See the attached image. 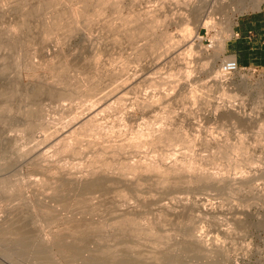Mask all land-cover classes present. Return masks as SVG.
<instances>
[{
  "label": "rangeland",
  "instance_id": "rangeland-1",
  "mask_svg": "<svg viewBox=\"0 0 264 264\" xmlns=\"http://www.w3.org/2000/svg\"><path fill=\"white\" fill-rule=\"evenodd\" d=\"M37 1L0 0V264H101L102 260L103 264L107 240L113 241L108 246L118 243L120 264H264V68L237 64L241 68L238 72H221L228 57L226 44L233 35V31H226L223 18L235 17L234 29L238 15L264 6V0H256L257 4L247 0L248 6L233 16L229 0H218L214 7L212 0H115L116 4L114 0L101 4L100 0ZM209 17L214 22L212 29L202 25ZM185 29L190 32L185 33ZM217 40L224 42L222 47ZM214 72L225 80L215 83ZM80 93L88 96L86 102ZM29 96L34 101L31 99L30 105ZM92 107L97 111L93 123L70 128L77 116ZM43 119L49 124L45 133ZM162 130L165 136L160 134ZM61 131L68 132L64 137L72 140L68 142L77 141L76 151L80 142L78 154L75 149L74 154L61 149L66 141H59ZM47 134H52L51 138H46ZM146 134L149 136L144 137ZM166 138L172 140L164 141ZM132 141L142 142L139 149L130 147ZM39 152L49 161L44 163ZM160 157L166 164L183 163L179 165L186 166L188 174L160 180L155 171L131 173L127 178L135 180L128 187L107 181V177H116L126 162L160 165ZM99 161L104 163L102 167ZM89 168L92 176L97 173L96 184L87 186L91 191L71 183L72 177L90 176ZM199 174H211L217 180H212L214 184L211 180L189 184L184 178ZM227 177L237 180L231 184ZM117 194L125 198L121 200ZM116 200L120 205L112 209ZM164 204L169 207L167 214L158 212ZM116 208L135 210L136 215L142 214L141 219L150 220L149 235H138L132 227L124 231L112 227L109 223H113L110 220ZM189 226L196 228L207 248H218L214 258L203 251L205 244L200 249L193 243ZM42 239L49 248L43 246ZM131 245L133 248L127 250Z\"/></svg>",
  "mask_w": 264,
  "mask_h": 264
},
{
  "label": "bare ground",
  "instance_id": "bare-ground-1",
  "mask_svg": "<svg viewBox=\"0 0 264 264\" xmlns=\"http://www.w3.org/2000/svg\"><path fill=\"white\" fill-rule=\"evenodd\" d=\"M2 1H3V0H2ZM21 1H22V0H21ZM25 1H26V0H25ZM38 1H39V0H38ZM38 1H37V2H38ZM44 1H47V0H43L42 2H44ZM71 1H72V0H70V2H71ZM75 1H76V0H75ZM84 1H85V0H84ZM94 1H95V0H94ZM97 1H98V0H97ZM107 1H110V0H100L99 4H101V2H102V3H105V2H107ZM116 1H117V0H116ZM120 1H121V0H119L118 2L120 3ZM203 1H204V0H203ZM209 1H210V0H209ZM212 1H213V3H212L213 6H212V7H214L216 3L219 4L218 0H212ZM219 1H220V0H219ZM224 1H225V0H224ZM258 1H259V0H258ZM27 2H28V1H27ZM33 2H34V1H33ZM39 2H40V1H39ZM39 2H38L37 4H40ZM47 2H48V1H47ZM50 2H51V1H49L48 3H50ZM55 2H56V1H55ZM55 2H54V3H55ZM86 2H87V1H86ZM92 2H93V1H92ZM112 2H113V0H112ZM229 2H230V3H229L230 7H228V8H230V9H228V8H227V9L230 11V13H232V16H233V14H235L236 12H239L240 10L245 9V8L248 6V4H247L248 1H247V0H229ZM249 2H250V1H249ZM253 2H254V0H253ZM20 3H21V2H20ZM48 3H47V5H48ZM59 3H60V2H59ZM63 3H64V2H63ZM79 3H80V1H79ZM95 3H96V2H95ZM97 3H98V2H97ZM113 3H115V0H114ZM222 3H224V2L222 1ZM226 3H227V2H226ZM255 3L257 4L258 2L255 0ZM24 4H25V3H24ZM26 4H27V3H26ZM44 4H45V3H44ZM50 4H51V3H50ZM55 4H56V3H55ZM57 4H58V3H57ZM80 4H81V3H80ZM92 4H93V3H92ZM115 4H116V3H115ZM184 4H185V3H184ZM186 4H187V2H186ZM47 5L45 4V7H46ZM58 5H59V4H58ZM58 5H57V6H58ZM65 5H66V4H65ZM103 5H104V4H102V6H103ZM227 5H228V3H227ZM51 6H52V5H49V8H50ZM59 6H60V5H59ZM61 6H62V5H61ZM77 6H78V5H77ZM91 6H92V5H91ZM94 6H95V4H94ZM99 6H100V5H99ZM99 6H98V7H99ZM254 6H255V4H254ZM38 7H39V5H38ZM52 7H53V6H52ZM63 7H65V6L63 5ZM89 7H90V6H89ZM92 7H93V6H92ZM105 7H106V6H105ZM225 7H227V6H225ZM49 8L47 7V9H49ZM61 8H62V7H61ZM71 8H72V7H71ZM87 8H88V7H87ZM99 8H100V7H99ZM155 8H156V7H155ZM78 9L80 10L79 7H78ZM82 9H84V8L82 7ZM101 9H102V7H101ZM161 9H162V7H161ZM217 9H218V8H217ZM223 9H225V8H223ZM54 10L56 11V9H54ZM59 10H60V9H59ZM71 10H72V9H71ZM87 10H88V9H87ZM87 10H86V11H87ZM90 10H91V8H90ZM94 10H95V9H94ZM99 10H100V9H99ZM156 10H157V8H156ZM158 10H159V9H158ZM158 10L155 11V12L158 13ZM212 10H213V9H212ZM225 10H226V9H225ZM41 11H42V10H41ZM46 11H47V10H46ZM48 11H49V10H48ZM48 11H47V14H49ZM52 11H53V10H52ZM55 11H54V12H55ZM69 11H70V10H69ZM84 11H85V9H84ZM152 11H153V10H152ZM223 11H224V10H223ZM39 12H40V11H39ZM49 12H50V11H49ZM91 12H94V11H91ZM27 13H28V12H27ZM31 13H32V12H31ZM65 13H66V12H65ZM68 13H70V12H68ZM68 13H67V14H68ZM80 13H81V12H80ZM80 13H79V14H80ZM84 13H85V12H84ZM96 13H97V12H96ZM98 13H99V11H98ZM98 13H97V14H98ZM117 13H118V11H117ZM209 13H210V12H209ZM213 13H214V12H213ZM67 14H64V15L67 16ZM82 14H83V11H82ZM89 14H90V13H89ZM99 14H100V13H99ZM137 14H139V13H137ZM149 14H151V13H149ZM226 14H227V13H226ZM23 15H25V11H24V14H23ZM29 15H30V14H29ZM44 15H45V14H44ZM56 15H57V14H56ZM60 15H61V14H60ZM68 15H69V14H68ZM75 15H76V14H75ZM146 15H147V14H146ZM153 15H154V11L152 12V15H151V16H153ZM212 15H213V14H212ZM26 16H27V15H26ZM61 16H62V15H61ZM69 16H72L71 13H70ZM69 16H67V17H69ZM77 16H78V13H77ZM87 16H88V15H87ZM128 16H131V13H130V15H128ZM139 16H140V14H139ZM151 16H150L149 18H155V19H156V17H151ZM20 17H22V16H20ZM55 17H56V16H55ZM73 17H74V15H73ZM83 17H84V15H83ZM91 17H92V15H91ZM145 17H146V16H145ZM198 17H200V16H196V18H198ZM203 17H204V16H203ZM221 17H222V16H221ZM45 18H46V17H45ZM50 18H51V17H50ZM53 18H54V17H53ZM65 18H66V17H65ZM69 18H70V17H69ZM132 18H134V17H132ZM147 18H148V16H147ZM234 18H235V17H228V16H227V17H224V18H223V19H224L223 21L220 20V21H222V22L225 24L226 31L229 32V33L231 32V29H232V28H231V26H232V21H233ZM55 19H56V18H55ZM55 19H53V20H55ZM58 19H59V17H58ZM66 19H67V18H66ZM70 19H71V18H70ZM137 19H138V18H137ZM203 19H204V18H203ZM203 19H202V20H203ZM50 20H51V19H50ZM50 20H49V21H50ZM85 20H86L85 22L87 23V19H85ZM88 20H89V19H88ZM90 20H92V19L90 18ZM138 20H139V19H138ZM149 20H150V19H149ZM149 20H148V21H149ZM58 21H59V20H58ZM65 21H66V20H65ZM131 21H132V20H131ZM62 22H63V20H62ZM72 22H74V20H73ZM72 22H71V23H72ZM199 22H201V21L198 20L197 23L199 24ZM59 23H61V22H59ZM59 23H57V24L59 25ZM71 23H70V24H71ZM74 23H75V22H74ZM74 23H73V24H74ZM119 23H120V22H119ZM123 23H124V21H123ZM151 23H153V25H154V20H153V19H151L150 24H151ZM155 23H156V20H155ZM52 24H53V23H52ZM57 24H56V25H57ZM63 24H64V23H63ZM63 24H62V26H63ZM147 24H148V23H147ZM217 24H218V23H217ZM221 24H222V23H221ZM66 25H67V24L65 23L64 26H66ZM71 25H72V24H71ZM71 25H70V26H71ZM113 25H114V24H113ZM131 25H132V24H131ZM153 25H151L150 27H154ZM202 25H203L204 27H206V28H209V29L211 28V29H212V26L214 27L213 19H211L210 17H209V18H206V20H204V21L202 22ZM23 26H24V25H23ZM27 26H28V23H27ZM46 26H47V25H46ZM67 26H68V25H67ZM117 26H119V25H117ZM16 27H17V26H16ZM43 27H44V26H43ZM56 27H57V26H56ZM72 27H73V26H72ZM146 27H147V26H146ZM13 28H14V27H13ZM29 28H30V27H29ZM47 28H49V26H47ZM53 28H55V27H53ZM114 28H115V27H114ZM64 29H65V28H64ZM72 29H73V28H72ZM151 29H152V28H151ZM21 30H22V29H21ZM24 30H25V29H24ZM67 30L69 31V29H67ZM121 30H122V29H121ZM14 31H15V29H14ZM26 31H27V30H26ZM58 31H59V29H58ZM64 31H65V30H64ZM68 31H67V32H68ZM27 32H28V31H27ZM45 32H46V31H45ZM49 32H50V31H49ZM59 32H60V31H59ZM112 32H113V31H112ZM184 32L187 33V32H190V30L188 29V31L186 32V29H185ZM20 33H21V32H20ZM47 33H48V32H47ZM51 33H52V32H51ZM64 33H65V32H64ZM124 33H125V32H124ZM135 33H136V29H135ZM138 33H139V32H138ZM15 34H16V33H15ZM18 34H19V33H18ZM49 34H50V33H49ZM61 34H62V33H61ZM16 35H17V34H16ZM68 35H69V34H68ZM68 35H67V36H68ZM186 35H187V34H186ZM188 35H190V33H189ZM188 35H187V36H188ZM9 36H10V35H9ZM38 36H39V35H38ZM65 36H66V34H65ZM163 36H165V35L163 34ZM22 37H23V36H22ZM45 37H47V36H45ZM57 37H58V36H57ZM130 37H131V36H130ZM160 37H161V36H160ZM25 38H26V37H25ZM51 38H52V37H51ZM67 38H68V37H67ZM162 38H163V37H162ZM162 38H161V39H162ZM166 38H167V37H166ZM166 38L164 37L165 40H166ZM29 39H30V38H29ZM43 39H44V36H43ZM47 39H48V38H47ZM134 39H135V38H134ZM164 39H163V40H164ZM11 40H12V39H11ZM55 40H56V39H55ZM157 40H158V39H157ZM165 40H164V42H165ZM15 41H16V40H15ZM47 41H48V40H47ZM158 41H160V40H158ZM158 41H156V42H158ZM217 41H218V42H217V43H218V46L220 45L219 47H222L224 42H223L222 40H221V41L217 40ZM24 42H26V41H24ZM32 42H33V41H32ZM37 42H38V41H37ZM114 42H115V41H114ZM166 42H168V40H167ZM17 43H18V42H17ZM49 43H51V42L49 41ZM49 43H48V44H49ZM57 43H58V42H57ZM214 43H216V41H214ZM8 45H9V44H8ZM49 45H50V44H49ZM161 45H162V43H161ZM1 47H2V46H1ZM16 47H17V46H16ZM31 47H32V46H31ZM56 47H57V46H56ZM153 47H154V46H153ZM153 47H152V48H153ZM162 47H163V46H162ZM178 47H179V46H178ZM3 48H4V47H3ZM3 48H2V49H3ZM21 48H22V47H21ZM25 48H26V47H25ZM157 48H158V46H157ZM163 48H164V47H163ZM165 48H166V45H165ZM18 49H19V48H18ZM150 49H151V44H150ZM155 49H156V47H155ZM178 49H179V48H178ZM148 50H149V47H148ZM151 50H152V49H151ZM20 51H21V50H20ZM38 51H39V49H38ZM40 51H41V50H40ZM139 52H140V51H139ZM154 52H155V51H154ZM172 52H173V50H172ZM176 52H177V50H176ZM18 55H19V54H18ZM32 55H33V54H32ZM41 55H42V54H41ZM174 55H175V53H174ZM179 55H180V54H179ZM142 56H144V55L142 54ZM28 57H29V56H28ZM172 57H173V56H172ZM176 57H177V55H176ZM178 57H179V56H178ZM169 58H170V57H169ZM58 59H59V58H58ZM212 59L214 60V57H212ZM16 60H17V59H16ZM19 60H20V59H19ZM59 60H60V59H59ZM175 60H176V59H175ZM214 61H215V60H214ZM44 63H45V62H44ZM26 64H27V63H26ZM26 64H25V65H26ZM41 64H42V63H41ZM58 64H61V62L59 63V61H58ZM43 65H44V64H43ZM32 66H33V65H32ZM40 66H41V65H40ZM18 67H19V66H18ZM56 67H57V66H56ZM66 67H67V66H66ZM3 68H4V67H3ZM58 68H59V65H58ZM62 68H64L63 65H62ZM123 68H124V67H123ZM125 68H126V67H125ZM0 70H1V69H0ZM58 70H60V69H58ZM122 70H123V69H122ZM60 71H61V70H60ZM62 71H63V69H62ZM64 72H65V68H64ZM187 72H188V71H187ZM187 72H186V73H187ZM15 73H16V72H15ZM19 74H20V73H19ZM62 74H63V73H62ZM120 74H121V73H120ZM214 74H215V77H213V78H216L215 83H216V82H219L221 79H222V80H225V79H224L225 77H222V75L220 76V75L218 74V72H214ZM186 77H187V76H186ZM19 79H20V78H19ZM57 79H59V78H57ZM72 79H73V78H72ZM59 80H60V79H59ZM68 80H69V79H68ZM222 80H221V81H222ZM226 81H227V80H226ZM67 82H68V81H67ZM69 82H70V80H69ZM224 82H225V81H224ZM99 83H100V82H99ZM222 83H223V82H222ZM64 85H65V84H64ZM92 85H93V84H92ZM94 85H95V84H94ZM82 86H83V85H82ZM71 87H72V86H71ZM95 87L97 88V85H95ZM95 87H94V89H95ZM76 88H77V87H76ZM79 88H80V86H79ZM77 89H78V88H77ZM91 89H92V88H91ZM98 89H100V88H98ZM101 89H102V88H101ZM24 90H25V89H24ZM32 90H33V89H32ZM36 90H37V89H36ZM66 90H67V88H66ZM87 90H88V89H87ZM92 90H93V89H92ZM25 91H26V90H25ZM73 91H74V90H73ZM81 91H82V90H81ZM95 91L98 92L99 90H95ZM74 92L76 93V91H74ZM78 92H79V91H78ZM97 92H95V93H97ZM47 93H50V92L48 91ZM55 93H56V92H55ZM68 93H69V92H68ZM84 93H85V92H84ZM84 93H83V94L80 93V94L83 95L82 97L85 98L84 102H86V99H87L88 96H89V94H88L89 92H88V91L86 92V93L88 94L87 97L84 95ZM6 94H7V93H6ZM8 94H9V93H8ZM25 94H26V93H25ZM27 94H29V93H27ZM32 94H33V93H32ZM35 94H36V93H35ZM38 94H39V92H38ZM53 94H54V93H53ZM61 94H62V93H61ZM78 94H79V93H78ZM42 95H44V94H42ZM45 95H46V93H45ZM50 95H51V94H50ZM30 96H31V92H30ZM30 96H29V101L27 102V103H29V105H30V101H31V99L33 98V97L31 98ZM52 96H53V95H52ZM52 96H51V97H52ZM54 96H55V95H54ZM63 96H64V95H63ZM65 96H66V94H65ZM68 96H69V94L66 96V98H68ZM224 96H226V94H224ZM229 96H230V95H229ZM27 97H28V96H27ZM82 97H81V99H82ZM90 97H91V95H90ZM227 97H228V95H227ZM5 98H6V97H5ZM92 98H94V97H92ZM103 98H104V97H103ZM103 98H102V99H103ZM229 98H230V97H229ZM231 98H232V97H231ZM53 99H54V98H53ZM60 99H61V96H60ZM64 99H65V98H64ZM102 99L100 98V100H102ZM55 100H56V99H55ZM61 100H63V98H62ZM61 100H60V101H61ZM68 100H69V99H68ZM100 100H99V102H100ZM32 101H33V99H32ZM63 101H64V100H63ZM63 101H62V102H63ZM104 101H105V100H103V102H104ZM33 102H34V101H33ZM33 102H32V104H33ZM81 102H82V101H81ZM89 102H91V101L89 100ZM94 102H95V101H94ZM57 104H58V103H57ZM94 104H95V103H94ZM96 104H97V103H96ZM146 104H147V103H146ZM153 104H154V103H153ZM29 105H28V106H29ZM91 105H93V102H92ZM98 105H99V104H98ZM140 105H141V104H140ZM140 105H139V106H140ZM87 106H88V105H87ZM100 106H101V104H100ZM141 106H142V105H141ZM26 107H27V106H26ZM29 107H30V106H29ZM94 107H95V106H94ZM143 107H144V106H143ZM143 107H142V108H143ZM36 108H37V107H36ZM33 109L35 110V107H34ZM94 109H95V108H94ZM70 110H71V108H70ZM97 110H99V109H97ZM143 110H144V109H143ZM27 112H29V111H27ZM27 112H26V113H27ZM73 112H74V111H73ZM73 112H72V114L74 115L75 113H73ZM95 112H97V111L93 110V107H92L90 110H87V113H86V114L83 115V113H81V117H78V116H77V113H76L77 119H75L74 123H72L73 125L71 124L72 121L70 122V124H71V125H69L70 128H77V126L80 127L82 124H85V123H89V124H90V123H93V121H94V117H95V115H96ZM70 113H71V112H70ZM23 114H24V112H23ZM30 114H31V113H30ZM38 114H39V113H38ZM94 114H95V115H94ZM36 115H37V114H36ZM36 115H35V117H36ZM42 115H43V113H42ZM42 115H41V116H42ZM79 115H80V114H79ZM41 116H40V117H41ZM93 116H94V117H93ZM43 117L45 118L46 116H43ZM130 117H131V116H130ZM21 118L23 119V116H21ZM28 118H30V116H29ZM31 119H32V115H31ZM33 119H34V118H33ZM40 119H41V118H40ZM40 119H39V120H40ZM24 120H26V119H24ZM22 121H23V120H22ZM30 121H32V120H30ZM40 121H41V120H40ZM43 121H44V119H43ZM43 121H42V122H43ZM45 122H46V121H44V124H45ZM25 123H27V120L25 121ZM28 123H30V122L28 121ZM22 124H23V122H22ZM22 124H21V125H22ZM30 124H31V123H30ZM36 124H38V123H36ZM38 125H39V124H38ZM45 125H46V124H45ZM45 125H44V126H45ZM24 126H25V124H24ZM34 126H35V125H34ZM34 126H33V127H34ZM47 126L49 127L48 121H47V125L45 126V129H46V130H44V133L47 131V128H48ZM87 126H88V124H87ZM26 127H27V126H26ZM39 127H40V125H39ZM82 127H83V125L81 126V128H82ZM94 127H96V123H95V126H94ZM41 128H42V127H41ZM67 128H68V127H67ZM84 128H86V127H84ZM23 129H24V128H23ZM43 129H44V128H43ZM68 129H69V128H68ZM87 129H88V128H87ZM99 129H100V128H99ZM73 130H74V129H73ZM73 130H71V131L73 132ZM77 130H79V129H77ZM83 130H84V129H83ZM91 130H92V129H91ZM96 130H97V129H96ZM21 131H22V130H21ZM36 131H37V130H36ZM39 131H40V130H39ZM39 131H37V132H39ZM64 131H65V130H64ZM69 131H70V130H69ZM75 131H76V130H74V133H75ZM89 131H90V130H89ZM158 131H159V130H158ZM162 131H163V130H162ZM162 131H161L160 134H162V136H165V134H164L165 132H164V131L162 132ZM24 132H26V131H24ZM27 132H28V133H32V131H31V130L28 131V129H27ZM33 132H34V130H33ZM61 132L63 133V131H61ZM79 132H80V131H79ZM155 132H156V131H155ZM34 133H35V132H34ZM67 133H68V132H67ZM67 133L65 132V133H63L62 135H61V134H58V135H60V138H61L62 136H63V138H64V137H66V134H67ZM76 133H77V131H76ZM80 133H81V132H80ZM85 133H86V132H85ZM156 133H158V132H156ZM167 133H168V132L166 131V135H167ZM64 134H65V135H64ZM91 134H92V133H91ZM148 134L150 135V133H148ZM148 134H146V136H144V137H147ZM151 134H152V133H151ZM160 134H159V135H160ZM163 134H164V135H163ZM168 134H169V133H168ZM171 134H172V132H171ZM173 134H174V133H173ZM173 134H172V136H173ZM33 135H34V134H33ZM49 135H52V134H49ZM49 135L47 134V135H46V138H47V136L51 138V136H49ZM58 135H57V136H58ZM69 135L72 136L73 133H72V134L70 133ZM138 135H140V134H138ZM149 135H148V136H149ZM76 136H77V135H76ZM76 136H75L74 139L77 138ZM81 136H82V135H81ZM85 136H86V134H85ZM101 136H102V135H101ZM153 136H154V135H153ZM162 136H161V137H162ZM177 136H178V134H177ZM177 136H176V137H177ZM67 137H68V136H67ZM73 137H74V136H73ZM73 137H72V139H73ZM82 137H83V136H82ZM82 137H81V138H82ZM142 137H143V135H142ZM142 137H140V138H142ZM159 137H160V136H159ZM159 137H157L156 139L158 140ZM169 137H171V136L169 135ZM54 138H55V137H54ZM63 138H62V141L59 140V139H58V140H59L60 142H63V140H64V141H65V140L67 141V139H65V138L63 139ZM81 138H79V139H81ZM95 138H96V137H95ZM149 138H151V137H149ZM164 138H165V137H164ZM173 138H174V137H173ZM178 138H179V137H178ZM44 139H45V138H44ZM52 139H53V138H52ZM52 139H51V140H52ZM56 139H57V138H56ZM79 139H78V142H79ZM86 139H87V138H86ZM97 139H98V138H97ZM100 139H101V138H100ZM138 139H139V137H138ZM167 139H168V138H166L164 141H167ZM51 140H50V141H51ZM53 140H55V139H53ZM69 140H71V139H68V141H69ZM146 140H147V139H146ZM146 140H145V141H146ZM168 140H170V138H169ZM171 140H172V139H171ZM171 140H170V141H171ZM46 141H47V140H45V142H46ZM50 141H49V142H50ZM66 141L63 142L64 144H62L63 147L61 148V149L64 151V153H65V151L68 152V153H70V152L73 153V150H74V149H75V150H74V153H75V152L77 153V151H78V147H79L78 144L80 145V142L77 144V151H76V147H75L76 144H75V143H77V141H76L75 143L73 142L74 144H73V143H70V142H68V141L66 142ZM71 141H72V140H71ZM74 141H75V140H74ZM89 141H90V140H89ZM136 141H137V140H136ZM147 141H148V140H147ZM147 141H146V142H147ZM150 141H151V139H150ZM170 141H169V142H170ZM178 141H179V140H178ZM180 141H182V140H180ZM56 142H57V141H56ZM92 142H93V141H92ZM98 142H99V141H98ZM98 142H97V143H98ZM133 142H134V141H132V144H133ZM146 142H144V143H146ZM160 142L163 143V140L160 141ZM160 142H159V144H160ZM169 142H168V143H169ZM173 142H174V141H173ZM184 142H185V141H184ZM82 143H83V142H82ZM82 143H81V144H82ZM88 143H89V142H88ZM128 143H129V142H128ZM140 143H142V142L140 141ZM140 143H136V142H135L132 146H130L131 144H130V145L128 144V145H129L130 147L135 148V149H136V148L139 149V147L141 146ZM176 143H177V141H176ZM179 143H180V142H179ZM52 144H53V143H52ZM89 144H90V143H89ZM89 144H88V145H89ZM92 144H93V143H92ZM155 144H156V143H155ZM166 144H167V143H166ZM171 144H172V142H171ZM49 145H51V143H50ZM59 145H60V144H59ZM88 145H87V146H88ZM144 145H146V144H144ZM189 145H190V144H189ZM52 146H55V145H52ZM52 146H51V147H52ZM110 146H111V145H110ZM112 146H113V145H112ZM167 146H168V144H167ZM167 146H166V148H167ZM169 146H170V143H169ZM240 146H241V145H240ZM82 147H83V146L81 145V148H82ZM90 147H91V146H90ZM90 147H89V148H90ZM92 147H93V146H92ZM142 147H143V146H142ZM142 147H141V148H142ZM171 147H172V146H171ZM108 148H109V147H108ZM108 148H107V149H108ZM120 148H121V146H120ZM128 148H129V147H128ZM240 148H241V147H240ZM83 149H84V148H83ZM118 149H119V147L117 148V150H118ZM237 149H239L238 146H237ZM37 150H38V149H37ZM37 150H36V151H37ZM62 150H61V152H62V154H63V151H62ZM81 150H82V149H81ZM81 150H80V152H82ZM103 150H104V149H103ZM105 150H106V148H105ZM109 150H110V148H109ZM27 151H28V150H27ZM27 151H26V152H27ZM54 151H55V150H54ZM110 151H112V150H110ZM26 152H24V155H25ZM30 152H31V151H30ZM41 152H42V151H41ZM41 152H39V154H40ZM61 152H60V154H61ZM106 152H107V151H106ZM106 152H103V153L105 154ZM117 152H118V151H117ZM121 152H122V149L120 150V153H121ZM74 153H73V154H74ZM78 153H79V152H78ZM78 153H77V154H78ZM109 153H110V152H109ZM111 153H112V152H111ZM111 153H110V156H111ZM22 154H23V153H22ZM36 154H37V153H36ZM52 154H53V153H52ZM56 154H59V151H58V153H56ZM66 154H67V153H66ZM101 154H102V153H101ZM104 154H102V155H104ZM112 154H113V153H112ZM117 154H118V153H117ZM34 155H35V154H34ZM53 155H55V153H54ZM69 155H70V154H69ZM71 155H72V154H71ZM113 155H115V151H114V154H113ZM121 155H123V154H121ZM163 155H164V154H163ZM163 155H162V157H163ZM38 156H39V155H38ZM38 156H36V157H38ZM40 156L44 159V155H43L42 153L40 154ZM164 156H165V155H164ZM112 157H116V156H112ZM99 158H100V157H99ZM122 158H123V157H122ZM124 158H125V156H124ZM126 158H127V157H126ZM163 158H164V157H163ZM35 159H36V158H35ZM43 159H42V161H43V162H44V161L46 162V159H47V158H45L44 160H43ZM101 159H102V160H100V161H103V158H102V157H101ZM107 159H108V158H107ZM37 161H38V160H37ZM42 161H41V164H42ZM48 161H49V160L47 159V162H48ZM95 161H96V160H95ZM100 161H99V163H101ZM162 161H164L165 164L162 163ZM162 161H161V157H160V162H161L160 165H158V164H156V165H155V164H148V163H147V165H143V164H142V165H136V166L133 165V164H129V162H128V163L126 162L125 165H123V167H122L121 169L119 168V169H120L119 172H118V170H117L119 176H118V175L116 176V174H115L116 177H112V176L107 177V181H108L110 184H111V183H112V184H115V183H116V184L119 185V187H120V186H121V187H125V186L128 187V185H132V184H134L133 180H135V179L132 180L130 177L127 178V176H128V175L130 176L131 173H133V174L135 173V175H136V173H140V174H144V175H146V174H149L150 172L155 171V172L157 173V174H155V175H156V176L158 175L160 180H161V178H162V180H164V179L167 180V179H170V176H171V178H172L173 175H174V178H173V179H176L177 177H176L175 174H179V173H182V172H186V171L184 170V168H185L186 166L183 168V165H182V166L179 165V164H183V163H181V162H180L179 164H177V162H173L172 164H169V163L167 162L168 164H166L165 160H162ZM45 162H44V163H45ZM58 162H59V161H58ZM160 162H158V163H160ZM44 163H43V164H44ZM102 163H103V162H102ZM102 163H101V166H100V167H102ZM120 163H121V162H120ZM123 163H124V161H123ZM123 163H122V164H123ZM153 163H154V162H153ZM192 163H193V162H192ZM55 164L57 165V162H56ZM103 164H104V163H103ZM109 164H110V163H109ZM109 164H108V165H109ZM187 164H188V163H187ZM46 165H47V164H46ZM56 165H55V167H56ZM95 165H96V162H95ZM118 165H119V164H118ZM192 165H193V164H192ZM235 165H237V164H235ZM59 166H60V164H59ZM91 166H92V165H91ZM103 166H104V165H103ZM110 166H111V165H110ZM190 166H191V165H190ZM62 167H63V166H62ZM94 167H96V166H94ZM97 167H98V166H97ZM104 167L106 168V164H105ZM108 167H109V166H108ZM115 167H116V166H115ZM187 167L189 168V164L187 165ZM41 168H42V167H41ZM87 168H88V166H87ZM46 169H47V168H46ZM50 169H51V168H50ZM59 169H61V168H59ZM91 169H92V167H91ZM107 169H108V171H109V168H107ZM81 170H82V169H81ZM89 170H90V168H89ZM95 170L97 171V169H95ZM101 170H102V169H101ZM105 170H106V169H105ZM111 170H112V169H111ZM193 170H194V168H193ZM61 171H62V170H61ZM87 171H88V170H87ZM91 171H92V170H90V176H89V174H88L89 177H88V176L86 177V175H85L84 173H83V174L85 175V177L83 176L84 178H82V177H81V178H79V177L76 178V177H75V179H74V177H72L73 180H70V181H72L71 183H72V184L74 183V184L77 185L78 187H83V188H84V187L86 186V189H88L89 185H91L93 182H94V184H96L95 176H97V173H96V175L93 174L94 176H92ZM99 171H100V169H99ZM59 172H60V171H59ZM78 172H79V171H78ZM78 172H77V173H78ZM97 172H98V171H97ZM100 172H101V171H100ZM188 172H190V171H188ZM198 172H199V170H198ZM201 172H202V171H201ZM55 173H56V171H55ZM64 173H65V172H64ZM64 173H63V175H65ZM77 173H76V174H77ZM94 173H95V172H94ZM102 173H103V172H102ZM110 173H111V172H110ZM113 173H114V169H113ZM105 174H106V172H105ZM108 174H109V173H108ZM108 174H106V175H108ZM140 174H139V175H140ZM185 174H188V173L186 172ZM72 175H73V174H72ZM72 175H71V176H72ZM111 175H112V174H111ZM151 175H153V174H151ZM210 175H211V174H209V175H206V174H205V175H203V174H199V175H196V176L193 177V178H192L191 176H186V175H185L184 178L187 179V182H188L189 184H190L191 182H192V183H193V182H205V180H207V181H208V180H211V182H212V180H217V179L215 178L216 176L213 177V176H210ZM74 176H75V175H74ZM81 176H82V175H81ZM102 176H103V175H102ZM98 177H99V176H98ZM98 177H97V178H98ZM160 177H161V178H160ZM64 178H65V177H64ZM67 178H68V176H67ZM146 178H147V177H146ZM179 178H181V176H180ZM217 178H218V176H217ZM225 178H226V177H225ZM225 178H224V179H225ZM227 178H228V177H227ZM98 179H99V178H98ZM182 179H183V178H182ZM191 179H192V180H191ZM218 179H219V178H218ZM64 180H66V179H64ZM157 180H158V179H157ZM166 180H165V181H166ZM193 180H195V181H193ZM225 180H227L228 183H231V184H232L233 182L235 183L237 179H236V180L234 179V181H233V179H230V178L225 179ZM70 181H69V182H70ZM98 181H99V180H97V182H98ZM100 181H101V180H100ZM107 181H106V182H107ZM139 181H140V179H139ZM147 181H148V180H147ZM222 181H223V180L220 179V181H218V182L220 183V182H222ZM108 182H107V183H108ZM140 182H141V181H140ZM168 182H169V181H167L166 184H169ZM178 182H180V181L178 180ZM185 182H186V181H185ZM185 182H182V183L185 184ZM208 182H210V181H208ZM218 182H216V184H218ZM240 182H241V180L238 178V183L240 184ZM109 183H108V184H109ZM138 183H139V182H138ZM160 183H161V182H160ZM162 183H163V181H162ZM172 183H173V182H172ZM174 183H175V182H174ZM212 183H213V182H212ZM214 183H215V181H214ZM214 183H213V184H214ZM234 183H233V184H234ZM53 184H54V183H53ZM65 184H66V183H65ZM94 184H93V186H94ZM158 184H159V183H158ZM166 184H165V183H164V184H161V186L166 185ZM170 184H171V183H170ZM156 185H157V182H156ZM176 185H177V183H176ZM178 185H179V184H178ZM56 186H57V185H56ZM87 186H88V187H87ZM110 186H111V185H110ZM167 186H168V185H167ZM172 186H173V185H172ZM187 186H188V185H187ZM98 187H99V184H98ZM159 187H160V185H159ZM170 187H171V186H170ZM54 188H55V187H54ZM54 188H53V189H54ZM74 188H75V187H74ZM90 188H92V187L90 186ZM114 189H115V188H114ZM120 189H121V188H120ZM120 189H119V190H120ZM55 190H56V189H55ZM82 190H83V189H82ZM94 190H95V189H94ZM119 190H118V191H119ZM88 191H91V189H88ZM122 191H123V190H122ZM122 191H121V192H122ZM58 192H59V191H58ZM85 192H86V191H85ZM121 192H120V193H121ZM54 193H55V192H54ZM87 193H88V192H87ZM124 193H125V192H124ZM124 193H123V195L125 196ZM52 194H53V193H52ZM85 194H86V193H85ZM114 194H116V193H114ZM118 194H119V192H118ZM118 194H117V196H119V198H121V200H123V198H125L122 194H120V195H118ZM44 196H45V195H44ZM83 196H84V195H83ZM117 196H116V198H117ZM120 196H121V197H120ZM45 197H46V196H45ZM54 197H55V196H54ZM81 197H82V196H81ZM126 197H127V196H126ZM48 198H49V197H48ZM48 200H49V199H48ZM50 200H51V199H50ZM127 200H128V199H127ZM53 201H54V200H53ZM55 201H56V199H55ZM116 201H117V202H116ZM116 201H115V202H116L117 204H115V203H114V204L117 205V206H115V205L113 204L114 207H113L112 209H114L115 207H118V206L120 205L119 200H116ZM200 201H201V200H198V203H199ZM44 202H45V201H44ZM50 202H51V201H50ZM56 202H57V201H56ZM59 202H60V201H59ZM51 203H53V202H51ZM122 203H123V202H122ZM122 203H121V204H122ZM42 204H43V203H42ZM48 204H49V203H48ZM48 204H47V205H48ZM56 204H57V203H56ZM113 205H112V206H113ZM194 205L197 206V203L195 204V202H194ZM40 206H42V205H40ZM190 206H191V205H190ZM196 206H194V207H196ZM158 207H159V206H158ZM158 207H156V208H158ZM184 207H185V206H184ZM192 207H193V204H192ZM130 208H131V207H130ZM168 208H169V207H166L165 204H164V205H161V206L159 207V209H158V212H159V213H163V212L165 213V211H169ZM120 209H121V208H120ZM120 209H117V208H116L115 210H113V212L115 213V214L113 213V214H114V216H113L114 218H113V217H112V218L110 217L111 214L108 215V216H109L108 218H111L110 221H113V223H111V222L109 223V222H108L112 227H114V226L118 227V226H119L118 228H119V229H123V231H124V230H127V228L124 229L125 227H129V228L132 227V229H133L134 231L137 230V233H138V232H141V233H145V234H148V235H149V232H150V230H151V229H150V228H151L150 223H152V222H149L150 220L147 222L144 218L141 219L140 217H142V216L139 217V215H142V214L136 215V214H135V212H136L135 210H131V211H127V210H126V212H124V211H122V210H120ZM203 209H204V208H203ZM210 209H211V208H210ZM46 210H47V209H46ZM111 212H112V211H111ZM158 212H157V213H158ZM169 212H170V211H169ZM140 213H141V212H140ZM207 213H208V212H207ZM209 213H210V212H209ZM46 214H47V213H46ZM113 214H112V215H113ZM144 214H145V213H144ZM165 214H167V213H165ZM165 214H164V215H165ZM42 215H43V214H42ZM145 215H146V214H145ZM145 215H143V216H145ZM164 215H163V216H164ZM159 217H160V215H159ZM108 218H107V219H108ZM146 218H147V217H146ZM160 218H161V217H160ZM190 220H191V219H190ZM108 221H109V219H108ZM187 221H188V220H187ZM158 222H159V220H158ZM158 222H157V223H158ZM155 223H156V222H155ZM109 224H108V226H109ZM187 224H188V223H187ZM190 225H191V224H190ZM194 225H195V224H194ZM108 226H107V227H108ZM153 226H154V225H153ZM109 227H110V226H109ZM116 227H115V229H114L115 231L118 230V228H116ZM189 227H190V226H189ZM105 228H106V227H105ZM129 228H128V229H129ZM153 228H154V227H153ZM190 228H191V232L188 233V236L191 238V240L193 241V243L196 244V246L198 245V247H200V249H201V248L204 246L203 244H205V242L203 243V241H202L203 238L199 237V235H198L197 232H196L197 230H196L195 227H194V228H193V227H190ZM106 229H107V228H106ZM130 230H131V229H130ZM115 231H114V232H115ZM118 231H120V230H118ZM118 231H117V234H119ZM134 231H133V233H134ZM41 232H42V231H41ZM125 232H126V231H125ZM127 232H128V231H127ZM131 232H132V231H131ZM187 232H189V231H187ZM42 233H43V232H42ZM121 233H122V230H121ZM123 233H124V232H123ZM137 233L135 232V234H137ZM152 233H153V231H152ZM114 234H115V233H114ZM125 234H126V233H125ZM129 234H130V233H129ZM185 234H186V232H185ZM185 234H184V235H185ZM69 235H70V234H69ZM107 235H108V234H107ZM109 235H110V234H109ZM119 235H120V234H119ZM138 235H140V234L138 233ZM148 235H147V236H148ZM152 235H153V234H152ZM186 235H187V234H186ZM112 236H113V235H112ZM121 236H123V235H121ZM130 236H131V235H130ZM136 236H137V235H135V237H136ZM141 236H142V235H141ZM150 236H151V235H150ZM150 236H149V237H150ZM157 236H158V235H157ZM200 236H201V235H200ZM41 237H42V235H41ZM41 237H40V239H41ZM59 237H60V236L58 235V238H59ZM116 237H118V236H116ZM119 237H120V236H119ZM132 237H133V236H132ZM132 237H131V238H132ZM151 237H152V236H151ZM153 237H154V235H153ZM42 238H44V237H42ZM45 238H46V236H45ZM109 238H110V237H109ZM133 238H134V237H133ZM52 239H53V238H52ZM52 239H51V240H52ZM55 239H56V237H55ZM64 239H65V238H64ZM103 239H104V237H103ZM120 239H121V238H120ZM137 239H138V238H137ZM137 239L135 238L134 240L137 241ZM141 239H142V237H141ZM143 239H145L144 236H143ZM183 239H184V238H183ZM185 239H186V238H185ZM111 240H112V239H111ZM44 241H46V240H44ZM55 241H56V240H55ZM60 241H63V240H60ZM66 241H67V240H66ZM69 241H70V240H69ZM115 241H116V239L114 240V243H115ZM183 241H184V240H183ZM183 241H182V242H183ZM42 242H43V239H42L41 243H42ZM112 242H113V241H112ZM112 242H109L108 240H107V242H105L106 244H105V249H104V250H105V251H104V255H105V256H104V259H105V258H106V259H105V262H104L103 264H120V262L122 261L121 259H120L121 261H119V255H120V254L118 255V253L116 252V246H118V245H117L118 243H117V244L115 243L114 246H108V243L111 244ZM130 242H131V241H130ZM64 243H65V241H64ZM137 243H138V242H137ZM187 243H188V241H187ZM189 243H191V242H189ZM193 243H191V244H193ZM42 244H43V243H42ZM45 244H46V242H44L43 246H45V248H46V247L48 246V244H46L47 246H46ZM131 244H133V246H134L133 239H132V243H131ZM135 244H136V243H135ZM58 245H59V244H58ZM106 245H107V246H106ZM112 245H113V243H112ZM205 245H206V244H205ZM53 246H54V245H53ZM131 246H132V245H131ZM131 246H127V247H126L127 250H128V249H132L133 246H132V247H131ZM215 246H216V245H215ZM217 246H218V245H217ZM209 247H210V246H209ZM48 248H49V246H48ZM117 248H118V247H117ZM216 248H217V247H216ZM216 248H214V247L207 248V245H206V247H203L202 249H203V251L209 253L210 255L212 254V256H213L214 252H215V253L218 252V251L216 250ZM219 248H220V247H219ZM118 249H119V248H118ZM217 249H218V248H217ZM221 249H222V248H221ZM221 249H220V250H221ZM45 250H47V249H45ZM48 250L50 251V249H48ZM48 250H47V251H48ZM102 250H103V249H102ZM220 250H219V251H220ZM198 251H200V250H198ZM226 251H227V250H226ZM119 252H120V249H119ZM127 252H128V251H127ZM129 252H130V251H129ZM205 252H203V253H205ZM220 252H221V251H220ZM228 252H229V251H228ZM218 253H219V252H218ZM221 253H222V252H221ZM221 253H220V254H221ZM226 253H227V252H226ZM49 254H51V253H49ZM99 254H100V253H99ZM102 254H103V252H102ZM102 254H101V255H102ZM205 254H206V253H205ZM209 254H207V255H209ZM52 255H53V254H52ZM214 255H215V254H214ZM218 255H219V254H218ZM218 255H216V256H218ZM223 255H224V254H223ZM227 255H228V254H227ZM101 257H103V256H101ZM139 257H140V256H139ZM153 257H154V256H153ZM155 257H156V256H155ZM207 257H208V256H207ZM210 257H211V256H210ZM218 257H219V256H218ZM218 257H217V258H218ZM225 257H226V255H225ZM52 258H53V257H51V259H52ZM88 258H89V257H88ZM91 258H92V257H91ZM143 258H144V256H143ZM145 258H146V256H145ZM148 258L151 259V257H149V256L147 257V259H148ZM213 258H214V256H213ZM221 258H222V256H221ZM84 259H85V258H84ZM102 259H103V258H102ZM158 259H159V258H158ZM89 260H91V259H89ZM95 260H96V259H95ZM215 260H216V259H215ZM81 261H83V260H81ZM86 261H87V260H86ZM92 261H93V260H92ZM100 261H101V260H100ZM155 261H156V260H155ZM83 262H84V261H83ZM93 262H94V261H93ZM96 262H97V260H96ZM102 262H103V260H102ZM102 262H101V264H102ZM173 262H174V261H173ZM85 263L88 264L87 262H85ZM85 263H84V264H85ZM134 263H135V262H134ZM134 263H133V264H134ZM160 263H162V262H160ZM78 264H79V263H78ZM91 264H92V263H91ZM95 264H97V263H95ZM130 264H131V263H130ZM141 264H147V263L142 262ZM156 264H157V263H156ZM158 264H159V263H158Z\"/></svg>",
  "mask_w": 264,
  "mask_h": 264
},
{
  "label": "crops",
  "instance_id": "crops-1",
  "mask_svg": "<svg viewBox=\"0 0 264 264\" xmlns=\"http://www.w3.org/2000/svg\"><path fill=\"white\" fill-rule=\"evenodd\" d=\"M237 17L231 29L233 35L226 44V55L242 68H264V6Z\"/></svg>",
  "mask_w": 264,
  "mask_h": 264
},
{
  "label": "built area",
  "instance_id": "built-area-1",
  "mask_svg": "<svg viewBox=\"0 0 264 264\" xmlns=\"http://www.w3.org/2000/svg\"><path fill=\"white\" fill-rule=\"evenodd\" d=\"M241 68L238 67L236 60L233 57H227V59L221 65V72L224 75H232L238 72Z\"/></svg>",
  "mask_w": 264,
  "mask_h": 264
}]
</instances>
